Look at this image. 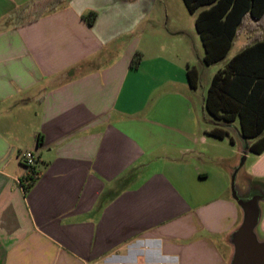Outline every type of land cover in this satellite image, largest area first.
<instances>
[{
  "label": "crops",
  "instance_id": "obj_1",
  "mask_svg": "<svg viewBox=\"0 0 264 264\" xmlns=\"http://www.w3.org/2000/svg\"><path fill=\"white\" fill-rule=\"evenodd\" d=\"M30 1L0 0V264H230L243 211L201 149L195 34L163 25L172 1L63 0L16 27Z\"/></svg>",
  "mask_w": 264,
  "mask_h": 264
},
{
  "label": "trees",
  "instance_id": "obj_2",
  "mask_svg": "<svg viewBox=\"0 0 264 264\" xmlns=\"http://www.w3.org/2000/svg\"><path fill=\"white\" fill-rule=\"evenodd\" d=\"M63 0H31L9 19L16 27L38 21L46 12L54 10ZM189 13L195 16L207 66L217 64L228 56L247 17L260 21L264 17V0H183ZM96 14L91 13L89 23ZM91 18V19H90ZM141 54L133 59L138 67ZM189 84L197 89L199 72L195 67L187 71ZM205 111L216 121L232 125L239 121V135L248 151L264 153V41L246 46L213 77L204 100ZM207 134L223 140L227 131L216 125ZM33 167L23 183L27 191L32 187L36 172Z\"/></svg>",
  "mask_w": 264,
  "mask_h": 264
},
{
  "label": "rangeland",
  "instance_id": "obj_3",
  "mask_svg": "<svg viewBox=\"0 0 264 264\" xmlns=\"http://www.w3.org/2000/svg\"><path fill=\"white\" fill-rule=\"evenodd\" d=\"M170 1H172L171 6L167 11L164 10L163 12V25H165L167 29L173 30L176 24H178L184 28L185 34H195V46L191 38H189V43L192 56L195 60V65L199 72V83L197 89H194L193 95L195 110L198 115V119L200 123H202L206 127H209V129H212L216 125H218L225 131H227L228 134L227 137L223 140L211 139V143H209L206 147H202L201 149H203L202 151L208 155V161L211 165L216 167V171H219V168L230 169L231 193L232 178L237 172L235 183L237 193L240 197L248 199L253 195L264 194L263 185L258 186L257 184H253V172L260 165L261 161L259 156L254 153L248 152L245 164L242 168H240L246 144L239 135V121L235 122L232 125H226V123L224 122H219L213 119L204 109V100L214 77V73H216L218 69L224 68L225 65L233 57L240 53L241 49L248 41V37L246 36L248 33H253L252 42L256 41V39H259L255 36V26L259 23H257L256 21H250L249 17H247V19L245 20L246 25L244 26V28H241L226 59L217 65L207 66L203 63L202 60L205 51L200 37L199 39H197L198 33L195 28V17L190 15L182 0H178V4L175 3V0ZM261 210L263 212L264 203H261ZM241 223L234 231H236L240 227ZM256 233L259 241L264 242V227L260 223L256 228ZM231 261L232 258L230 260V264Z\"/></svg>",
  "mask_w": 264,
  "mask_h": 264
},
{
  "label": "water",
  "instance_id": "obj_4",
  "mask_svg": "<svg viewBox=\"0 0 264 264\" xmlns=\"http://www.w3.org/2000/svg\"><path fill=\"white\" fill-rule=\"evenodd\" d=\"M248 152V148H245L240 168L245 164ZM236 174L232 178V196L243 211V221L230 236V243L234 247L231 264H264V242L259 241L256 233L261 220L264 194L253 195L248 199L240 197L236 190ZM253 184L264 185L259 181H254Z\"/></svg>",
  "mask_w": 264,
  "mask_h": 264
},
{
  "label": "built area",
  "instance_id": "obj_5",
  "mask_svg": "<svg viewBox=\"0 0 264 264\" xmlns=\"http://www.w3.org/2000/svg\"><path fill=\"white\" fill-rule=\"evenodd\" d=\"M20 160L26 167H33L37 164V156L34 152L27 151L20 154Z\"/></svg>",
  "mask_w": 264,
  "mask_h": 264
}]
</instances>
